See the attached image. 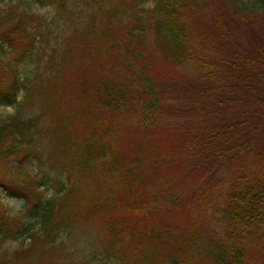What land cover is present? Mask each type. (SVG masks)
<instances>
[{
	"label": "trees",
	"instance_id": "1",
	"mask_svg": "<svg viewBox=\"0 0 264 264\" xmlns=\"http://www.w3.org/2000/svg\"><path fill=\"white\" fill-rule=\"evenodd\" d=\"M28 1L59 10L66 0ZM162 1L153 10L155 29L166 57L188 67L180 81L151 76L144 50L126 60L110 56L106 39L99 44L119 28L118 5L90 32L84 34L88 23L74 28L65 48H53L49 76L27 93L39 114L24 116L20 105L0 119V187L25 208L11 215L0 202V264H93L69 257L61 232L98 235L96 249L116 264H264V0H222V7H208L204 25L193 3L187 9L199 22L190 27L178 18L186 11L182 0ZM44 20L18 0L0 5V103H17L24 84L17 66L37 45L43 49ZM139 30L132 26L127 38ZM77 34L81 44L70 50ZM78 49L81 71L97 79L75 77V102L65 98L58 68ZM166 131L178 134L177 147L160 144ZM44 165L56 174L41 173ZM178 165V175L167 177L165 168ZM189 194L195 207L185 231L170 221L155 224L161 200L180 206ZM217 214L221 233L209 225ZM15 238L29 242L3 248ZM127 238L124 252L119 246Z\"/></svg>",
	"mask_w": 264,
	"mask_h": 264
},
{
	"label": "rangeland",
	"instance_id": "2",
	"mask_svg": "<svg viewBox=\"0 0 264 264\" xmlns=\"http://www.w3.org/2000/svg\"><path fill=\"white\" fill-rule=\"evenodd\" d=\"M6 0H0V5H3ZM169 3H173L174 0H166ZM199 0L195 2V0H182V3L179 7L184 6L185 12H182V15L178 18L186 24L187 26H192V21L196 23L199 22L195 15L192 12L188 11L187 6L193 7V3H195L194 7L199 6L198 10L201 18V24L206 23L207 18V11L208 7L213 8V6L222 7L223 2L222 0H204L199 3ZM236 3L240 4L241 6L252 5L256 4V0H235ZM159 3H164L162 0H66L65 7L57 10V7L52 5H39L37 3L30 2L28 0H18V4L21 8L30 9L36 13L42 14L45 18L44 24L42 26L41 32L44 33V45L43 49L41 45H37L34 48L32 55L26 58L24 61H21L17 68V73L19 74L20 78H24V84L19 87V90L16 94V104H4L0 103V119L13 114L18 106L22 105L24 108L23 115L30 116L33 114H39L40 108L38 102H35L32 105H29V101L27 99V93L29 94L33 91V87L37 86L40 81L44 82L45 78H47L50 74L48 66L51 65L50 55L58 56L53 51V48H56L60 51L62 48H65V41L68 39V42L73 40L72 34L73 29L77 28L78 30H82L86 28V24L88 27L84 30V34L86 32H90L92 27L97 24V19L103 16L104 12H114L116 7L119 5L121 8L119 9L118 14L115 17L114 24L119 26L116 31L111 36L108 33H105L101 40H99V44L101 46H106L105 39L109 45V50L111 55L114 58H122L124 57L126 60H131V56L128 52L133 53H143V50L146 52L145 56L151 61L150 65V74L154 78L163 81L164 83L172 81L177 82L179 80L180 73L187 72L188 67H183L181 64L173 63V60L166 57V52H168L167 46L161 43V38L158 36L155 23L156 18L153 16L155 12L154 9L157 8ZM136 6V7H135ZM173 7H176L173 5ZM132 15H135L137 19H135ZM197 15V16H198ZM156 16H159L156 14ZM90 19V20H89ZM89 20V21H88ZM120 21L122 23L120 24ZM92 22H95L94 24ZM107 27H111L113 29V22L110 19L107 22ZM97 26V25H96ZM132 26H137L141 28L140 35L135 37L130 35L127 38L126 30H130ZM135 27H133L134 29ZM138 29V28H135ZM79 34L76 35L74 38L75 41H72L70 44V50L73 47V44H81L78 39ZM67 37V38H66ZM66 38V39H65ZM65 50V49H63ZM62 50V51H63ZM15 54L13 50L11 52ZM107 57L106 62H112L120 69L125 68L123 65H118L119 63L116 60ZM141 60V58L139 59ZM139 60L136 62L138 63ZM81 62V52L78 49L73 53L72 59L70 60L69 64H62L59 70H63L61 72L64 75V82L67 88V92L65 93V98L67 100L75 101V77L81 79L85 77L84 80H88L89 74L92 75L93 71L85 70L81 71L82 65ZM138 66V65H137ZM84 68V67H83ZM92 80L97 79V74L92 75ZM27 82V80H29ZM78 89V88H77ZM39 98V96H38ZM36 97V100L38 99ZM41 98V96H40ZM137 136V135H136ZM163 138L160 141V144L163 146L172 144V147H177L179 143L178 134H174L170 131H166L165 133L161 134ZM173 151V150H172ZM28 167L30 169H34L35 165V158L30 157L27 161ZM174 166V165H173ZM171 166L169 169L165 168V171L168 175L177 176L179 173L180 165L172 168ZM161 165H157L155 171L160 169ZM41 173H48V176H54L56 172L49 168L48 166H43L40 169ZM152 172V175L155 173ZM152 178V180H154ZM151 180V182H152ZM150 181V180H149ZM192 185V184H191ZM185 186V185H182ZM189 187V186H188ZM187 187V190H188ZM184 190V189H182ZM184 191V194H188V191ZM53 195V190L49 189L46 193V197L49 198ZM193 197L191 194L184 195L182 201L180 202V206H174L169 204L167 201L161 200L159 205L161 210L157 212V217L153 220L157 226L163 225L165 221L172 222L179 231H185L188 227L189 220H192L193 209L195 207L193 203ZM0 202L6 207V211L11 215H18L22 214L25 210L24 202L22 199H18L15 197H10L5 194L4 190L0 187ZM163 204H168L166 208H162ZM219 214L215 215L214 217H209V225L212 226L211 228L216 229L218 233H221L223 222L221 220L218 221ZM26 219V217H25ZM27 220H32L28 218ZM147 221L141 222L137 233L138 235L144 234L145 224ZM208 224L206 227H210ZM176 232V230H175ZM97 233V231H96ZM91 236H87L85 234L82 235H70L66 232L60 233V238L64 240L65 249L70 252L69 257L73 259H87L90 260L93 264H116L114 261H105L101 257L100 253L96 249L98 248V238L96 234L92 233L89 234ZM129 238L125 239L124 242L119 246V248L126 252L129 242H127ZM29 242L28 239L24 240L21 238H15L8 240L3 248L7 249L9 252L22 246L27 245ZM49 254V253H48ZM127 255L130 254V251L126 253ZM50 255V254H49Z\"/></svg>",
	"mask_w": 264,
	"mask_h": 264
}]
</instances>
